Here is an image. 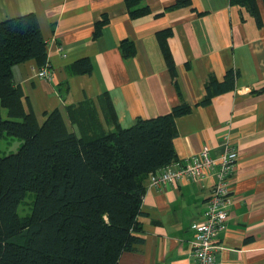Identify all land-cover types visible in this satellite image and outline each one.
<instances>
[{
  "label": "crops",
  "instance_id": "crops-1",
  "mask_svg": "<svg viewBox=\"0 0 264 264\" xmlns=\"http://www.w3.org/2000/svg\"><path fill=\"white\" fill-rule=\"evenodd\" d=\"M0 0V22L32 13L46 44L51 80L28 61L12 68L13 84L27 113L42 123L59 110L71 132L95 138L126 129L137 119L191 107L175 120L176 160L208 147L211 158L226 146L238 153L230 184L231 206L219 237L220 264H264V2L256 0L259 23L230 0ZM100 36L95 37L96 24ZM166 39L170 73L158 35ZM86 59L90 74H74ZM239 73L234 89L201 105L206 86ZM213 177L152 188L143 180L139 218L143 242L124 252L118 264H191L192 226L204 220Z\"/></svg>",
  "mask_w": 264,
  "mask_h": 264
},
{
  "label": "trees",
  "instance_id": "trees-1",
  "mask_svg": "<svg viewBox=\"0 0 264 264\" xmlns=\"http://www.w3.org/2000/svg\"><path fill=\"white\" fill-rule=\"evenodd\" d=\"M140 1L125 0L131 18L147 13L146 8L131 10ZM230 4L244 8L259 23L256 0ZM189 5V0H180L169 9ZM100 25L95 37L100 36ZM171 34L165 30L158 39L175 83L166 46ZM32 60L47 64L35 15L1 21L0 139L14 137L21 145L16 153L0 157V264H118L124 252L143 242V180L177 159L175 120L190 114L191 107L182 104L114 133L79 137L57 109L42 123L25 111L12 68ZM72 72L90 74L91 65L80 60ZM238 76L230 70L222 83L210 82L201 105L233 90ZM28 193L34 194L31 213L21 217L18 208Z\"/></svg>",
  "mask_w": 264,
  "mask_h": 264
},
{
  "label": "built area",
  "instance_id": "built-area-1",
  "mask_svg": "<svg viewBox=\"0 0 264 264\" xmlns=\"http://www.w3.org/2000/svg\"><path fill=\"white\" fill-rule=\"evenodd\" d=\"M37 77L50 81V67L47 64L41 67ZM237 161L238 153L229 145L217 158H211L208 147H203L189 159L175 160L148 174V183L152 188L174 186L182 182L198 183L210 177L214 179L211 194L206 201L204 220L192 226L194 238L190 243L191 264H220L217 260L219 237L228 219L230 184Z\"/></svg>",
  "mask_w": 264,
  "mask_h": 264
},
{
  "label": "rangeland",
  "instance_id": "rangeland-1",
  "mask_svg": "<svg viewBox=\"0 0 264 264\" xmlns=\"http://www.w3.org/2000/svg\"><path fill=\"white\" fill-rule=\"evenodd\" d=\"M2 115L3 118H6L5 112H3ZM20 145H21V141L19 139L14 137L4 136L3 138L0 139V157L12 153H16ZM33 201H34V194L28 193L24 198V200L20 203V206L18 208V214L21 217L30 215Z\"/></svg>",
  "mask_w": 264,
  "mask_h": 264
}]
</instances>
